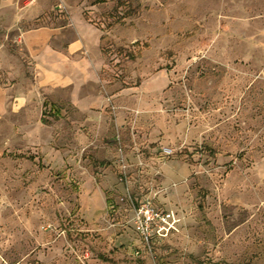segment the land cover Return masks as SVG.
Returning a JSON list of instances; mask_svg holds the SVG:
<instances>
[{"label":"rangeland","instance_id":"1","mask_svg":"<svg viewBox=\"0 0 264 264\" xmlns=\"http://www.w3.org/2000/svg\"><path fill=\"white\" fill-rule=\"evenodd\" d=\"M81 3L103 36L80 111L77 78L43 96L18 31H0V264H264V0ZM44 5L19 30L77 9ZM146 197L182 222L152 259L134 255Z\"/></svg>","mask_w":264,"mask_h":264},{"label":"crops","instance_id":"2","mask_svg":"<svg viewBox=\"0 0 264 264\" xmlns=\"http://www.w3.org/2000/svg\"><path fill=\"white\" fill-rule=\"evenodd\" d=\"M19 4L26 5L20 8ZM44 4H77V9L68 14L69 20L63 29L41 27L25 32L19 30L23 23L31 24L43 20L41 18L45 16ZM82 6L81 0H0V31L7 34L12 30L18 31L19 43L23 44V49L33 59L34 72L37 74L35 79H39L36 88L43 91V96L49 97L50 91H61L66 83L73 84L77 78V101L70 99V102L79 111L87 105H95L97 101L88 97V91L96 78L98 64L94 58L101 55L99 43L103 36L101 30L85 21ZM19 9H23V12ZM67 28L69 33L65 32ZM3 48V40L0 39V66H5L4 60L9 56V53L3 52ZM76 56L77 69L72 64L67 67L66 63H70ZM82 56H85V59H82ZM72 70L76 77H70ZM79 95L84 98L80 99ZM14 99L19 103L23 100L19 93ZM38 107L39 112H42L43 103H39Z\"/></svg>","mask_w":264,"mask_h":264},{"label":"built area","instance_id":"3","mask_svg":"<svg viewBox=\"0 0 264 264\" xmlns=\"http://www.w3.org/2000/svg\"><path fill=\"white\" fill-rule=\"evenodd\" d=\"M130 205L132 228L140 242L134 255H145L152 259L154 246L177 234L181 219L176 212L161 208L149 197L131 201Z\"/></svg>","mask_w":264,"mask_h":264},{"label":"trees","instance_id":"4","mask_svg":"<svg viewBox=\"0 0 264 264\" xmlns=\"http://www.w3.org/2000/svg\"><path fill=\"white\" fill-rule=\"evenodd\" d=\"M48 105L50 106L51 111L54 112L53 109L55 108V105H53L52 103H49ZM43 106L44 107L47 106V101H44ZM59 115H60L59 112L58 111H55L54 118H57L58 119L60 117ZM41 122L44 124V121L43 120H41Z\"/></svg>","mask_w":264,"mask_h":264}]
</instances>
